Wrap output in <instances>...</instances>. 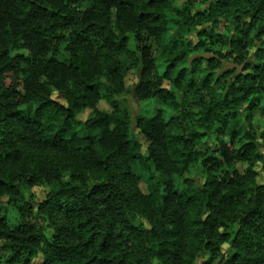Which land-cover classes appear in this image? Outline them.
<instances>
[{
  "label": "trees",
  "instance_id": "obj_1",
  "mask_svg": "<svg viewBox=\"0 0 264 264\" xmlns=\"http://www.w3.org/2000/svg\"><path fill=\"white\" fill-rule=\"evenodd\" d=\"M0 264H264V0H0Z\"/></svg>",
  "mask_w": 264,
  "mask_h": 264
},
{
  "label": "rangeland",
  "instance_id": "obj_2",
  "mask_svg": "<svg viewBox=\"0 0 264 264\" xmlns=\"http://www.w3.org/2000/svg\"><path fill=\"white\" fill-rule=\"evenodd\" d=\"M129 82H130V81H129ZM129 82H127V85H128V86L130 85ZM54 97H55V96H54ZM118 101H119L120 104H124V105H126V106L129 107V109H130V111H131V114H132V118H133V120H134V118H135L138 114H140V111H141V110H139V106H138V105L132 100V98H131L129 95H127V94H122V95L118 98ZM100 108H101L102 110H105V111H108V110H109V107H108L107 105H105L104 103H103L102 105H100ZM161 109L164 111L165 115L168 116V113H167V111H166V108H165V107H162ZM134 133L137 134V132H136L135 130H134ZM139 139H140L141 141H143L142 138L139 137ZM143 188H144V187H143ZM35 193H36V198H35V200H36V201H41L42 198H43V195L40 193V191H35Z\"/></svg>",
  "mask_w": 264,
  "mask_h": 264
}]
</instances>
